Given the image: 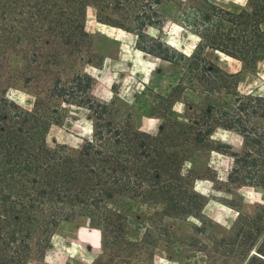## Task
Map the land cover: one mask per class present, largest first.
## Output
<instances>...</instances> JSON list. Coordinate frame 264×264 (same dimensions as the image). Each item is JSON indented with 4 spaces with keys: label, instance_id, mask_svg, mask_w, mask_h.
Here are the masks:
<instances>
[{
    "label": "trees",
    "instance_id": "trees-1",
    "mask_svg": "<svg viewBox=\"0 0 264 264\" xmlns=\"http://www.w3.org/2000/svg\"><path fill=\"white\" fill-rule=\"evenodd\" d=\"M94 1L80 0L76 10L83 14ZM165 1L136 0L131 18L139 49L187 65L188 72L200 76L216 70L219 75L209 84L218 95L228 79L237 87L238 74L221 76L214 64L149 37L145 28L162 24L159 8ZM171 1L208 49L246 67L264 60V0H248L237 10L212 0H194L205 7L188 8ZM93 85L86 73L57 77L31 111L0 100V264L40 261L59 226L78 218L101 233L103 253L97 264L148 263L156 257L165 264H264V206L254 216L240 215L229 227L202 219L206 200L194 187L199 177L192 170L184 172L185 151L180 149L186 134L191 148L199 149L217 129L235 132L243 139L240 151L228 143L217 145L232 159L226 190L264 191V127L256 123L264 119V97L233 91L232 100L209 102L189 124H164L151 135L136 129L125 115L120 117L114 102L97 99ZM56 103L86 111L92 122V136L76 154L47 143L51 126L62 122Z\"/></svg>",
    "mask_w": 264,
    "mask_h": 264
},
{
    "label": "rangeland",
    "instance_id": "rangeland-1",
    "mask_svg": "<svg viewBox=\"0 0 264 264\" xmlns=\"http://www.w3.org/2000/svg\"><path fill=\"white\" fill-rule=\"evenodd\" d=\"M44 1L0 0V100L7 99L31 111L38 100L44 99L54 79L86 73L94 79L92 94L97 99L114 102L120 117L125 115L136 129L156 135L164 124L175 121L189 124L209 102L232 100L233 91L264 97V60L246 67L235 58L208 49L189 27L188 18L178 4L171 0L159 8L162 24L145 28L149 37L187 57L195 54L214 64L221 76L238 74L237 87L228 79L218 95L209 84L212 77L219 75L216 70L200 76L188 72L187 65H175L142 52L131 18L136 0L120 4L96 0L89 3L83 14L76 10L80 0H50L46 1V8ZM178 1L185 8L205 7L201 1ZM212 2L237 10L245 7L248 0ZM58 20L63 26L55 24ZM112 22L123 23L126 28L116 27ZM53 105L59 108L62 122L51 126L47 143L52 149L60 147L76 154L91 138L92 122L82 109ZM256 123L264 127V119ZM180 140L181 153L185 151L184 172L192 170L199 177L194 187L206 200L202 219L229 227L240 215L254 216L261 210L263 190L255 187L226 190L232 159L219 152L217 145L228 143L240 151L243 139L239 135L217 129L210 143L199 149L191 148L189 134ZM190 221L200 225L194 218ZM102 253L100 231L87 219L78 218L61 224L44 258L31 264H97ZM138 264H165V261L156 257Z\"/></svg>",
    "mask_w": 264,
    "mask_h": 264
}]
</instances>
